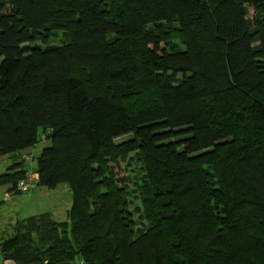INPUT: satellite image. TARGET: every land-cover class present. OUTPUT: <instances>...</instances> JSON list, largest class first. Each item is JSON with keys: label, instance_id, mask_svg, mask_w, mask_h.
<instances>
[{"label": "trees", "instance_id": "16d2710c", "mask_svg": "<svg viewBox=\"0 0 264 264\" xmlns=\"http://www.w3.org/2000/svg\"><path fill=\"white\" fill-rule=\"evenodd\" d=\"M43 142L5 261L264 264V0H0V187Z\"/></svg>", "mask_w": 264, "mask_h": 264}, {"label": "rangeland", "instance_id": "374dc122", "mask_svg": "<svg viewBox=\"0 0 264 264\" xmlns=\"http://www.w3.org/2000/svg\"><path fill=\"white\" fill-rule=\"evenodd\" d=\"M61 39L62 35L60 34L55 40H51L48 45L52 46L59 44ZM38 44L42 45L41 42ZM123 139L127 140L126 138H122L121 140ZM49 144L50 143L48 142H43L39 144L35 150H25L17 155V160H22L25 163H28L30 168L29 171L35 173L36 164L34 158L41 154L43 149ZM4 162L7 164H3ZM15 162L16 159L12 158V156L8 155L0 157V174L5 173L6 169ZM137 174H140L139 169L134 171L131 179H134V175ZM120 176L125 178L129 177L126 172H122ZM4 187L8 188L6 186ZM9 194L11 195L9 199L11 198L12 201L5 199L6 193L0 188V239L4 240L9 239L14 235L16 223L21 219L46 212L53 213V217H58L59 215L65 216L70 210L73 201L72 193L67 186H59L56 190L41 188L36 191L34 190L29 194ZM55 220L57 219L55 218ZM57 221L62 220L59 219Z\"/></svg>", "mask_w": 264, "mask_h": 264}, {"label": "built area", "instance_id": "2783aa9c", "mask_svg": "<svg viewBox=\"0 0 264 264\" xmlns=\"http://www.w3.org/2000/svg\"><path fill=\"white\" fill-rule=\"evenodd\" d=\"M26 181H22L17 185L19 192L22 194H29L35 189V181L38 180V175L36 173L28 172Z\"/></svg>", "mask_w": 264, "mask_h": 264}, {"label": "crops", "instance_id": "0c3cea01", "mask_svg": "<svg viewBox=\"0 0 264 264\" xmlns=\"http://www.w3.org/2000/svg\"><path fill=\"white\" fill-rule=\"evenodd\" d=\"M2 159V158H1ZM3 164H7L6 162H4ZM0 188H2L3 189V191H5V193H6V195H5V199L6 200H8V201H12V199L10 198L9 199V197L11 196L9 193H8V188H5V187H0ZM71 206V205H70ZM69 210V209H68ZM68 214V212L65 214V216H58V217H55L57 220H66L67 219V215ZM64 219H63V218ZM3 242V239H0V264H15V262H13V261H5L4 260V257H3V253H2V249H1V243Z\"/></svg>", "mask_w": 264, "mask_h": 264}]
</instances>
